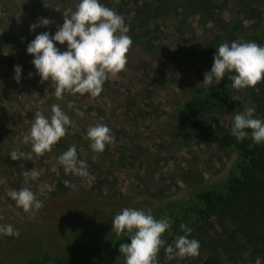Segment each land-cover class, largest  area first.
<instances>
[{
	"label": "rangeland",
	"instance_id": "374dc122",
	"mask_svg": "<svg viewBox=\"0 0 264 264\" xmlns=\"http://www.w3.org/2000/svg\"><path fill=\"white\" fill-rule=\"evenodd\" d=\"M40 1L33 8L32 0H15L7 12L0 2V28L10 32L14 25L22 24L4 53H0V227L10 224L19 231L15 238L0 234V254L4 251L0 263L10 262L18 253L36 255L43 242L55 251L69 240L68 234L53 224L56 216L68 232L77 223L72 232L88 228V236L97 239L111 230L109 219L97 211L98 206L117 214L128 207L153 211L165 202L183 197L192 185L222 179L231 161V156L200 140L171 138L175 112L184 102L186 89L195 88L203 77L189 60L185 59V64L174 60L173 64L168 54L171 47L147 58L139 47L130 46L124 69L108 76L98 96L65 92L57 99L55 84L40 81L25 49L37 34H53L63 23V16H70L76 6L74 0H65L64 6L55 0ZM262 3L264 6V0ZM41 19L50 22L42 26L38 23ZM162 39L172 47L178 43V37L172 33ZM54 46L60 51L66 48V44ZM177 50L176 58L184 61ZM139 59L147 63L145 73L137 66ZM18 62L23 75L16 83L13 67ZM53 104L62 108L71 123L51 150L38 156L32 153L24 135L35 113L47 118V108ZM249 107L252 106L246 94H240L232 102L213 108L206 121L214 129L226 128L232 125L236 113ZM75 110L84 115L78 116ZM28 114L33 116L32 121ZM254 117L257 118L255 112ZM98 124L106 125L114 140L105 145L103 152L94 153L86 131ZM70 146L75 148L78 159L86 162L88 177L66 175L58 163L57 157ZM16 149L26 155L13 161L8 154ZM30 169L43 172L26 180L20 174ZM58 179L60 183L68 180L74 187L62 184L67 192L57 193ZM21 187L30 188L43 202L39 210L26 214L15 205L8 193ZM157 264H169V258L163 255Z\"/></svg>",
	"mask_w": 264,
	"mask_h": 264
},
{
	"label": "trees",
	"instance_id": "16d2710c",
	"mask_svg": "<svg viewBox=\"0 0 264 264\" xmlns=\"http://www.w3.org/2000/svg\"><path fill=\"white\" fill-rule=\"evenodd\" d=\"M55 1L63 6L65 4V0ZM0 2L2 9L7 12L15 0ZM36 2L41 1L32 0L33 8H36ZM262 2L100 0L105 7L123 18L129 29L127 35L132 40L130 46L139 47L147 58L164 47H171L168 54L173 64L174 60L178 64H185V59L189 60L197 65L202 75L210 70L215 49L221 43L251 41L264 45ZM78 3L79 0H74L75 6ZM16 25L10 32L0 28L1 54L7 49L8 42L14 39L17 29L22 27V24ZM168 30H171L169 34L178 37L174 47L162 39L169 35ZM176 49L184 61L176 58ZM18 65L23 75L21 62ZM146 65L144 59L137 62L144 73ZM227 77L228 74L218 85H205L202 77L195 88L186 89L184 102L175 112L171 134L173 140L194 138L213 146L225 156H231L224 177L192 185L183 197L165 202L151 211L154 218L167 217L170 221L171 227L161 237L165 247L173 244L178 236L184 235L179 227L184 224L191 228L188 238L199 241V254L195 257L170 256L161 247L156 262L166 255L169 264H252L259 256L264 264V143L254 144L250 137L237 142L230 134L231 126L214 129L206 121L213 108L232 102L240 94H246L250 105L255 108L257 118L264 120V79L255 85L258 91H253L250 88L233 89ZM50 107L47 112L51 115ZM27 117L32 121L31 114ZM62 184L58 179L55 190L65 194L67 188H61ZM98 209V212L106 214L112 228L111 220L117 213L104 206H98ZM56 217L53 224L68 234L69 240L55 251L48 249L43 242L42 249L36 255L18 253L10 262L2 260L0 264H124L118 247L121 243L129 242L125 236L118 237L110 230L97 239H91L88 236L90 229L80 228L79 233L72 232L76 223L68 232Z\"/></svg>",
	"mask_w": 264,
	"mask_h": 264
},
{
	"label": "clouds",
	"instance_id": "9594fccd",
	"mask_svg": "<svg viewBox=\"0 0 264 264\" xmlns=\"http://www.w3.org/2000/svg\"><path fill=\"white\" fill-rule=\"evenodd\" d=\"M63 23L53 34L42 32L37 34L26 45V54L32 57L36 74L40 81H50L55 84L54 95L57 99L62 94H89L92 97L102 92V85L109 75L115 76L121 72L127 62L126 53L132 44L127 35L129 29L123 18L112 9L105 7L100 0H79L75 11L70 16H63ZM48 19H41L42 26L49 24ZM54 44L65 45L60 51ZM13 79L20 81L21 67H13ZM228 74L233 89L255 88L264 79V45L255 42L221 43L214 52L210 70L203 74L205 85H218ZM78 116L84 113L75 110ZM51 115L45 117L40 112L35 117L24 141L31 144V151L38 156L50 151L66 132V126L71 123L69 116L61 108L53 104ZM255 108L249 107L233 116L230 134L240 142L249 138L254 144L264 143V120L254 117ZM86 137L90 141L89 148L94 153L103 152L106 144L114 140L110 129L104 124L89 126ZM19 149L11 151L8 156L16 161L25 157ZM30 155V154H29ZM95 156H93V160ZM64 173L88 177L87 164L78 159L76 150L70 146L57 157ZM43 172L23 170L20 175L26 180H32ZM66 187H74L68 180L62 181ZM15 205L26 214H31L43 206V202L28 187L13 189L8 193ZM111 231L116 236H125L128 243H121L118 252L124 259V264H157L156 257L161 247L168 255L179 257H195L199 254V241L189 239L191 228L181 224L179 227L184 235L178 236L173 244L166 247L162 234L171 227L167 217L156 219L151 209L124 208L111 220ZM0 234L18 237L19 231L12 225L0 227ZM252 264H262L258 256Z\"/></svg>",
	"mask_w": 264,
	"mask_h": 264
}]
</instances>
